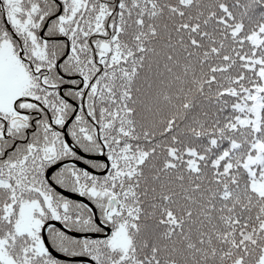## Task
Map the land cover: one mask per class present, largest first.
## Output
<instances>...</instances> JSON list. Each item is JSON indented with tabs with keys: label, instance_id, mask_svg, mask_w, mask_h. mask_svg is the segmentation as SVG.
<instances>
[{
	"label": "snow or ice",
	"instance_id": "1",
	"mask_svg": "<svg viewBox=\"0 0 264 264\" xmlns=\"http://www.w3.org/2000/svg\"><path fill=\"white\" fill-rule=\"evenodd\" d=\"M0 264H264V0H0Z\"/></svg>",
	"mask_w": 264,
	"mask_h": 264
}]
</instances>
